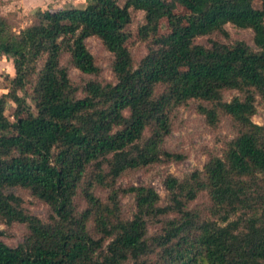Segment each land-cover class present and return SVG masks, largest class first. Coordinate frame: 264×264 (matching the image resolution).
<instances>
[{
	"label": "trees",
	"instance_id": "trees-1",
	"mask_svg": "<svg viewBox=\"0 0 264 264\" xmlns=\"http://www.w3.org/2000/svg\"><path fill=\"white\" fill-rule=\"evenodd\" d=\"M139 13L147 51L135 63L129 28ZM226 26L250 31L253 47L225 42ZM91 37L113 57L112 82L70 78V68L99 76ZM2 58L14 75L0 97V225L27 233L16 247L0 241V264H264V125L252 121L264 107V0H86L38 8L18 32L0 13ZM191 102L211 129L228 119L234 136L201 169L168 175L164 201L151 186H119L183 161L163 144ZM21 192L50 209L46 221ZM201 195L207 205L192 207Z\"/></svg>",
	"mask_w": 264,
	"mask_h": 264
},
{
	"label": "rangeland",
	"instance_id": "rangeland-1",
	"mask_svg": "<svg viewBox=\"0 0 264 264\" xmlns=\"http://www.w3.org/2000/svg\"><path fill=\"white\" fill-rule=\"evenodd\" d=\"M85 5L86 0H0V13L3 16L8 17L14 30L18 32L31 23V16L38 8L58 10L73 7L83 8ZM141 23L142 15L139 13L135 17L133 25L129 28L132 35L128 41V45H131L132 56L135 63L139 62L147 51L145 44H140L137 41L136 27ZM226 30L229 38L228 40H225V42L231 43L235 41H243L250 47H253L252 33L250 31L236 29L231 26H226ZM197 43L207 45V39H200ZM86 44L89 52L95 58L101 72L97 77L84 76L77 70L70 68L69 75L71 80L78 84L90 79L102 83L112 82V55L104 49L101 42L96 37L88 38ZM13 75L14 72L11 62L6 58L0 59V97L7 92L9 78L13 77ZM235 96H237L236 92H226L224 94L226 101H230ZM14 107L15 106L12 103L7 105L6 114L8 117L11 116ZM196 107L197 103L191 102L174 112L171 133L163 144V149L165 151L182 155L184 157L183 161L156 164L147 169L124 175L118 181L119 186H151L164 201L167 193L164 190L163 182L168 175L181 180L192 171L201 169L207 160V154L218 150L221 143L226 138L234 136L228 119H224L217 129H211L204 123L203 117L197 113ZM252 121L257 125H264V107L262 104H257V112L252 118ZM106 193V191L101 190L95 191V195L103 200L106 198ZM21 196L24 200V207L32 215L38 217L42 221L47 220L51 212L45 204L31 198L25 192H21ZM78 202L83 208V202ZM206 205L207 199L204 195H201L192 204V207L194 206L198 209H202ZM120 208L122 217L129 218L134 211L132 197H121ZM0 231H3L4 233L3 236H0V241L9 247H16L27 233V230L23 225H13L10 228L0 225Z\"/></svg>",
	"mask_w": 264,
	"mask_h": 264
},
{
	"label": "crops",
	"instance_id": "crops-1",
	"mask_svg": "<svg viewBox=\"0 0 264 264\" xmlns=\"http://www.w3.org/2000/svg\"><path fill=\"white\" fill-rule=\"evenodd\" d=\"M85 1V0H84ZM73 8H75V7H73ZM84 8V7H83Z\"/></svg>",
	"mask_w": 264,
	"mask_h": 264
}]
</instances>
